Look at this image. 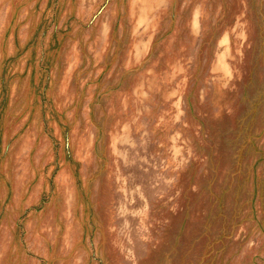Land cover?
<instances>
[{
	"label": "rangeland",
	"instance_id": "1",
	"mask_svg": "<svg viewBox=\"0 0 264 264\" xmlns=\"http://www.w3.org/2000/svg\"><path fill=\"white\" fill-rule=\"evenodd\" d=\"M0 264H264V0H0Z\"/></svg>",
	"mask_w": 264,
	"mask_h": 264
}]
</instances>
